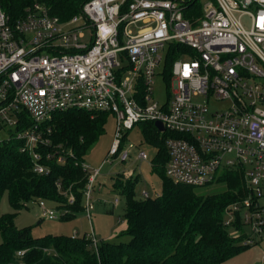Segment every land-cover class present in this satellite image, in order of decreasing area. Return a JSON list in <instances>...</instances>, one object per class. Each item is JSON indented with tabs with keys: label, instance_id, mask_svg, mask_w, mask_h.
Instances as JSON below:
<instances>
[{
	"label": "built area",
	"instance_id": "built-area-1",
	"mask_svg": "<svg viewBox=\"0 0 264 264\" xmlns=\"http://www.w3.org/2000/svg\"><path fill=\"white\" fill-rule=\"evenodd\" d=\"M187 1L86 0L65 21L38 2L15 21L0 7V144L20 140L34 171L47 173L39 162L38 148L48 142L40 125L56 111L112 114L117 127L107 157L119 161L134 148L124 140L127 131L160 121L159 132L176 134L165 140V173L173 181L202 186L225 171H241L248 195L226 207L223 223L238 230L239 245L249 247L264 235V0H198L202 13L192 21L184 16ZM86 28H92L89 43L81 41ZM171 43L185 51L171 65L167 98L159 105L152 82L160 64L166 79ZM198 96L202 101H194ZM221 102L228 106L209 111ZM22 112L32 126L20 130ZM137 157L147 158L143 150ZM83 169L89 218V190L100 168L88 172L83 163ZM67 201L74 202L73 194ZM38 205L49 219L67 212L44 200ZM86 235L96 249L94 232Z\"/></svg>",
	"mask_w": 264,
	"mask_h": 264
},
{
	"label": "trees",
	"instance_id": "trees-1",
	"mask_svg": "<svg viewBox=\"0 0 264 264\" xmlns=\"http://www.w3.org/2000/svg\"><path fill=\"white\" fill-rule=\"evenodd\" d=\"M85 1L0 0V7L10 21H15L38 2L51 15L65 21L77 14ZM184 8V16L191 21L201 16L198 0L187 1ZM183 50L176 43L168 46L167 82L171 65ZM109 114L70 108L56 111L44 121L40 127L48 142L40 145L38 152L39 162L48 168L47 173L34 171L31 156L20 151V140L11 138L0 144V201L6 193L13 209V213L0 215V264H228L232 256L245 248L223 223L226 207L248 195L241 171H225L215 180L225 183V189L205 196L196 193L194 186L173 181L165 173L168 160L165 140L176 134L168 130L159 132L154 122L139 124L144 138L157 148L151 166L161 175V194L138 199L131 178L118 176L113 181V188L126 199V228L120 236H128L127 241L101 240L95 249L86 233L76 237L63 234L34 237L30 227H16L15 216L31 200L49 201L57 209H67L61 220L83 212L88 182L84 157L104 134ZM21 120L17 126L20 130L32 126L24 112ZM58 155L64 157L63 163L57 161ZM69 193L74 196L72 204L67 201ZM239 218L236 228L241 229ZM18 251L23 254L17 255Z\"/></svg>",
	"mask_w": 264,
	"mask_h": 264
},
{
	"label": "rangeland",
	"instance_id": "rangeland-1",
	"mask_svg": "<svg viewBox=\"0 0 264 264\" xmlns=\"http://www.w3.org/2000/svg\"><path fill=\"white\" fill-rule=\"evenodd\" d=\"M79 24L80 21L72 25V27L78 26ZM83 31L84 38L81 41L89 43L92 37V28H86ZM181 59L187 60L190 58L188 56H182ZM162 67L163 64H160L152 82L153 101H157L159 105H162L166 100L168 91L166 79L161 74ZM202 99L203 97L198 96L194 101H202ZM215 105L216 107H209L210 112L215 108H226L228 103L221 102ZM116 127L115 117L109 114L105 123L104 134L89 147L84 157V163L88 167V172L100 168V172L91 184L89 190L90 202L93 205L89 218L84 213V210L67 220L42 217L38 200H31L15 216L14 223L16 227H30L34 237H41L46 234L72 236L74 232L78 233L77 236H82L85 233H90L92 230L98 241H127L129 239L128 236H120V233L126 228L124 218L126 199L125 196L113 188V181L118 176L124 179L131 178L134 182L135 198L140 199L143 198L142 193L144 191L148 192L150 197H154L156 193L161 194L162 178L160 173L153 171L151 166V160L154 158L157 148L144 138L141 124H135L131 130L125 133L126 137L124 140L134 144L129 159L119 161L113 157H107L108 150L114 140ZM140 150L146 153V160H141L137 157V153ZM194 187L196 193L205 196L210 193L222 191L226 186L223 182L213 181L202 186ZM82 202L84 207V203H86L85 195ZM45 203L47 206H54L52 202L46 201ZM4 213H13L6 193L3 194L0 201V215ZM242 230L245 233L249 232L245 226H242ZM228 232L235 238L239 235L238 230L233 227H228ZM256 240V244L245 247L239 253L232 256L227 263L264 264V235L261 238H256Z\"/></svg>",
	"mask_w": 264,
	"mask_h": 264
},
{
	"label": "water",
	"instance_id": "water-1",
	"mask_svg": "<svg viewBox=\"0 0 264 264\" xmlns=\"http://www.w3.org/2000/svg\"><path fill=\"white\" fill-rule=\"evenodd\" d=\"M154 125L159 131H163L164 130V127H163V125H162V123L160 121H155Z\"/></svg>",
	"mask_w": 264,
	"mask_h": 264
},
{
	"label": "crops",
	"instance_id": "crops-1",
	"mask_svg": "<svg viewBox=\"0 0 264 264\" xmlns=\"http://www.w3.org/2000/svg\"><path fill=\"white\" fill-rule=\"evenodd\" d=\"M159 195V193H156V195L155 196H158ZM77 233V232H76ZM78 234V233H77ZM87 234V233H86Z\"/></svg>",
	"mask_w": 264,
	"mask_h": 264
},
{
	"label": "bare ground",
	"instance_id": "bare-ground-1",
	"mask_svg": "<svg viewBox=\"0 0 264 264\" xmlns=\"http://www.w3.org/2000/svg\"><path fill=\"white\" fill-rule=\"evenodd\" d=\"M205 53H209L208 51H205Z\"/></svg>",
	"mask_w": 264,
	"mask_h": 264
}]
</instances>
